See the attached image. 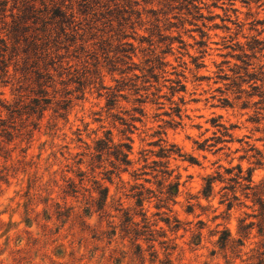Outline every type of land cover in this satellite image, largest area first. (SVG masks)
<instances>
[{
	"label": "rangeland",
	"instance_id": "374dc122",
	"mask_svg": "<svg viewBox=\"0 0 264 264\" xmlns=\"http://www.w3.org/2000/svg\"><path fill=\"white\" fill-rule=\"evenodd\" d=\"M4 1L0 28L29 5L46 18L58 10L74 19L69 25L57 19L46 28L40 21L30 23L27 36L41 39L37 54L9 50L0 58V264H264L259 205L264 203V0ZM129 45L134 49L130 63L138 70L113 72V65L129 66L122 52ZM157 58L167 67L166 74L155 71L156 83L146 71ZM134 74H148L137 81L141 92L135 95L126 87L127 99L119 98L109 110L102 87L114 89ZM175 74L183 76L186 90L172 96ZM139 97L146 103H135ZM35 101L45 109L43 115L34 112L40 109ZM135 108H143L144 116L127 132L123 123L130 122ZM216 125L228 128L232 137H222ZM107 138L114 145L131 144L130 173L142 170L145 158L149 164L162 161L157 157L161 147L181 150L184 158L170 159L174 177H181L172 213L156 208L153 196L159 188L152 176L143 178L151 184L130 174L123 175L125 183L103 181L109 188L105 217L87 218L82 195L65 199L67 178L79 183L76 162ZM239 166L253 172L252 192L229 181L237 170L228 172ZM208 177L217 181L206 199ZM35 178L45 186L56 183L38 198V187L29 188ZM139 184L154 191L145 193L153 198L143 207L130 192ZM85 187L92 184L85 180ZM52 204L74 207L71 220L65 225L58 220ZM126 217L138 224L129 233L121 225ZM225 232L230 237L222 247ZM45 235L48 245L39 241ZM61 244L64 260L53 254Z\"/></svg>",
	"mask_w": 264,
	"mask_h": 264
},
{
	"label": "trees",
	"instance_id": "16d2710c",
	"mask_svg": "<svg viewBox=\"0 0 264 264\" xmlns=\"http://www.w3.org/2000/svg\"><path fill=\"white\" fill-rule=\"evenodd\" d=\"M186 1V0H185ZM7 5V2L4 0H0V14L5 12L4 8ZM197 9V7H194ZM12 22L9 26L8 24H4L2 28H0V58L4 57L6 53L9 50H12V53L16 51L22 50V53L24 55H36L37 51L39 49V44H37V41H41V39L37 38V36H27L28 32L33 29L30 25H36L38 21H40L43 24V27L46 28L48 25L52 23V21H55L59 19L60 24H72L71 19H74V15L70 16V19L67 17L66 13H62L58 10L54 11L51 17H43L40 15V12L36 10L35 6L29 5L24 8L22 11V15H14L11 16ZM37 30V29H36ZM62 30V27H61ZM63 31L65 29L63 28ZM42 32H45V30H42ZM48 40V38H46ZM45 45V54L46 57L49 56V48H48V42L44 43ZM130 46V45H129ZM44 48V46H43ZM41 48V50L43 49ZM132 51L134 49L130 46V49L123 50L122 52H125L124 58L128 59L129 62L125 63V65H129L126 70H120L117 69V65H113V72L120 71V74L125 75L129 74V72H132L133 70H138L136 67L133 68L135 64L130 63L132 61ZM131 52V53H129ZM29 59V58H28ZM151 62V61H148ZM2 63V62H1ZM154 64L153 67L148 69L146 72L151 75V78L154 79V82L159 81V75H155V71L159 70L162 72V74H166L164 71V68L167 67V63L162 58H157L152 62ZM52 64H49V66ZM3 69V68H1ZM143 74V73H142ZM148 74L139 76L137 74L133 75V78L128 79V82L124 79L123 81L119 82L117 81V87L107 88L102 87V89L106 90V106L109 110H113L116 108L119 98H122L124 100L127 99V96L123 95L124 89L126 87H131L135 93V95H138L141 92V88H138L137 81L139 79H144L148 77ZM178 78L175 82H172L173 86L170 88L172 91V96H174L176 93L184 92L186 90L185 85L183 84L181 78H183L180 74H175ZM169 81V80H167ZM150 81L147 80L145 83H149ZM147 91V90H146ZM155 95V94H153ZM148 98H146L147 100ZM45 103H47L48 99H43ZM135 103L138 104H145L146 101L142 100V97H139L135 99ZM37 107H39V110H36L34 112H40L41 115H43V112L45 111L44 108L40 106V102H36ZM176 112L178 114L181 113L180 108H176ZM135 112L134 115L130 118V122L124 121L123 125L127 127L126 131L130 132L135 129V123L136 122H142V118L144 116V109L143 108H135L133 110ZM138 115V116H137ZM216 127H219L223 130L222 137L231 138V134L229 133V129L223 127L222 125H216ZM9 135V134H7ZM162 142V140H160ZM200 150H204L206 148V145H199L198 147ZM131 144L129 142L120 143L117 145H114L111 140L104 139L99 140L96 142L95 147L91 150L88 148L87 153L81 155L82 158L76 162L78 168L76 173V176L79 178V183L76 184L75 181L72 178H67L66 187L63 190V195L65 199L68 197L72 198H78L80 195L83 196L84 200V210L83 213L87 218H92L94 215H101L102 217H105L107 215L106 208L108 205V199H109V188L105 187L103 184V181H106L110 184L113 183L114 179L117 178L121 183H125L123 180L124 174H130L132 178H134L135 181H139L147 176H152V179L155 180V184L159 188V195L153 196L157 198V209H166L168 212L172 213V206L176 205V199L179 196L180 187H181V177L177 176L174 177V171L170 169V159L172 157H178V158H184L185 155L182 154L181 150L178 149L174 145L161 147L158 158H160L162 161H153L152 163H148L149 158H145L144 160V167L142 170H136L130 173V170L132 168L133 162L130 159L131 154ZM84 158H87L85 161ZM165 160V161H163ZM189 162L192 164H196L195 160L193 158L189 159ZM152 165V166H150ZM82 166H85V171L82 169ZM150 170V171H148ZM235 170H237V173L233 174V177L229 180L230 182L235 183V185H238L242 191L246 192H252L255 187L253 186V172L248 171L247 173H244L243 169L239 166L230 172L229 174H232ZM57 172H53L50 174V177H54ZM91 176V178H89ZM99 176H102V178H99ZM42 178H35L30 181V189H35L38 187V198L41 197V195L47 190L46 188L50 186V183H54L55 181L50 180L49 185L45 186L42 184ZM85 180L86 182H89L92 184L91 188L85 187ZM145 183L151 184V180L146 178L143 179ZM217 181L216 178L208 177L205 179V187L202 192V195L204 198L209 199L212 194L214 193L215 187L214 184ZM56 183V182H55ZM227 189V188H225ZM230 190L234 191L235 186L230 187ZM84 193H81V192ZM130 192H134L132 195V198H136L137 200V206L143 207L145 200H150L153 197H145V193L147 195H154V191L151 189H145L142 184H139L138 186H135L132 188ZM248 194V193H247ZM249 195V194H248ZM234 200H238L237 196L234 195ZM227 201V200H226ZM260 202V201H259ZM259 205L261 206V210L264 212V203L260 202ZM54 209L52 211L53 214H55L59 219H63V223H67L71 220L72 216L74 215V207L66 208L59 204H52L50 205V209ZM117 212H120L122 210V205H118ZM229 210L233 208L232 202L228 204ZM49 211V210H48ZM143 211V209H142ZM29 213L33 212L32 209L28 210ZM128 215V213H126ZM143 216H145L143 214ZM110 218H114L110 216ZM51 218H49L50 220ZM134 219H130L129 217H126L124 222L121 224L124 227V230L126 233H129L130 227H136L138 224L134 223ZM167 225L170 224L169 219L163 220ZM177 223V225L174 227V229H179V223L178 221H174ZM115 222L112 221L110 224H114ZM49 229V228H48ZM226 234V232H225ZM45 237L43 239H40V243L42 242L43 245H48V238ZM228 237H230V234L227 233L225 238L221 239V245L222 247H226ZM152 241L151 239H149ZM38 241V239H37ZM45 247V246H44ZM153 249L154 247H150ZM66 247L65 245L61 244L57 246L53 254L54 256L59 260H64L66 258ZM137 253L139 255V259L141 261H144V254L142 247L139 245L137 247ZM153 255H155V258L158 257L157 253L155 252ZM75 262V261H74ZM121 264L120 261L117 260L116 264ZM145 263V261L143 262ZM87 264V263H86ZM166 264H171L170 262H167Z\"/></svg>",
	"mask_w": 264,
	"mask_h": 264
}]
</instances>
